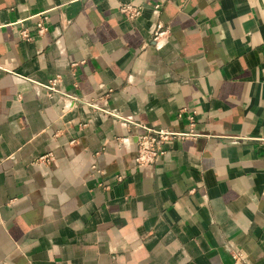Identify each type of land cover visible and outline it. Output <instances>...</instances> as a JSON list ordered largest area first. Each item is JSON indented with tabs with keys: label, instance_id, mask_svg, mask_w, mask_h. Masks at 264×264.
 <instances>
[{
	"label": "crops",
	"instance_id": "0c3cea01",
	"mask_svg": "<svg viewBox=\"0 0 264 264\" xmlns=\"http://www.w3.org/2000/svg\"><path fill=\"white\" fill-rule=\"evenodd\" d=\"M0 264H264V0H0Z\"/></svg>",
	"mask_w": 264,
	"mask_h": 264
},
{
	"label": "built area",
	"instance_id": "2783aa9c",
	"mask_svg": "<svg viewBox=\"0 0 264 264\" xmlns=\"http://www.w3.org/2000/svg\"><path fill=\"white\" fill-rule=\"evenodd\" d=\"M121 12L130 19H135L141 14L139 9L131 6L122 7ZM38 17L40 18L38 23L39 34H43L46 31L45 21L47 18L42 14H40ZM156 35V38H159L163 35V33H157ZM21 37L28 41L32 39L27 31L21 32ZM54 85H56L55 81H53V88ZM185 136L186 134H175L163 130L148 129L147 134L139 138L137 156L135 159L136 165L138 167L144 168L154 164L165 153L161 146L163 142H168L175 137Z\"/></svg>",
	"mask_w": 264,
	"mask_h": 264
}]
</instances>
